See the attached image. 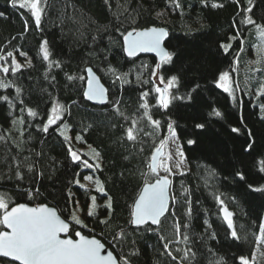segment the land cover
Here are the masks:
<instances>
[{
  "label": "trees",
  "instance_id": "obj_1",
  "mask_svg": "<svg viewBox=\"0 0 264 264\" xmlns=\"http://www.w3.org/2000/svg\"><path fill=\"white\" fill-rule=\"evenodd\" d=\"M175 3L180 7H175ZM212 3L223 4L224 7L212 8ZM248 6L247 0H240L239 6L236 0H42L44 14L41 28L37 30L27 10L20 9L18 5L12 8L9 0H0V12L5 13L0 17V56L5 57L0 60V83L9 85L0 89V97H9L7 103L0 100V184L11 182L17 189L24 190L25 201L30 204L55 206L64 218L71 221L72 235L80 228L86 234L99 236L120 260L122 252L126 254L138 249L139 255L133 264H172L167 256L162 255L161 245L168 240L173 241L171 249L192 248L196 256L189 264H239L240 255L250 259L256 247L264 250V243L256 242L259 224L264 222V192H254L247 187L248 184L264 186V173L258 171L264 164H257L258 160L264 161V120L259 119V116H264V111L258 108L264 104V98L255 95L260 76L264 75V52L258 46L264 47V44L260 43L256 25L241 22L244 16L240 9ZM252 8L253 11L247 15L256 24L264 25V0H252ZM25 19L28 21L27 31ZM233 21L243 33V51L237 56L239 45H236L232 55L224 57L219 54L217 44L221 40L228 42L226 38L235 34ZM117 25L121 32L165 26L171 37L170 50L179 52L176 64L171 69L166 68L165 73L178 71L188 63L199 67L198 74L207 78V86L194 105L174 104L170 112L161 113L149 98V114L162 121L160 128L151 125L138 108L140 90L151 87L141 82L150 79V70L157 59L148 54L127 57L121 50L122 37L113 32ZM93 36L102 37L98 45H93ZM45 39L50 61H44L40 52V44ZM17 49L25 51L27 58L20 57ZM102 49L111 50L107 67H111L115 75L107 72L101 58L95 55ZM8 51H12L22 65L15 74L2 71L3 67L11 66ZM89 52L94 53L90 63ZM29 58L31 66L27 65ZM53 61H59L62 67L48 69V63ZM88 65L95 70L100 69L97 73L108 86L109 104L95 105L83 100L84 82L78 77L86 75L83 69ZM219 71H228L233 88L239 86L235 100L228 93L211 86ZM66 74L76 79L67 81ZM53 76L55 82L52 81ZM115 76H120L121 80L114 84ZM16 88L21 91L17 93ZM20 100L24 101L23 105L19 104ZM117 100L122 102L118 112H114L111 102ZM72 101L79 103L72 105ZM57 105H63L65 111L70 110L71 115H64L58 124L61 131H64V123L69 125L73 141H63L51 130L49 134H43L35 129L37 123L42 127L41 118L46 122L52 107ZM241 108L243 126L238 119ZM28 109L38 115L30 116ZM215 111L221 112V116L216 117ZM169 115L178 125L188 168L183 171L184 175L180 172L170 175L171 194L178 201L171 200L170 210L175 212V217L168 215L167 219L162 218L159 231L146 232L143 226L139 229L129 226L128 221L143 183L155 178L148 165L153 151L168 134L163 121ZM132 120L137 121L135 144L125 139L126 129L132 126ZM193 123H203L205 128L194 129ZM234 126L241 127L239 136L230 131ZM245 129H251L255 141L248 153L242 150L248 136ZM77 135L81 137L80 143L93 146L100 154V169H82L68 159L66 144H70L82 160H91L87 153L76 147ZM187 139H195L197 143L187 145L184 143ZM37 152L42 156L37 157ZM125 156L129 159L125 160ZM30 165L33 166L32 171H28ZM240 169L245 173L243 181L232 175ZM84 175H92V182L98 180L105 187L114 201V215L109 216L104 208L107 196L99 193L96 187L85 185ZM76 179L83 187L75 184ZM183 188L188 192H183ZM37 189L40 195H27ZM69 192L71 200L67 196ZM0 195L9 202V206L18 202L9 188L0 187ZM92 195L97 197V215L88 217ZM217 195L233 211V226L239 237L236 241L229 238L226 221L219 211L220 205L215 201ZM186 197L192 201L191 214L186 207ZM78 203L83 212L79 215V225L71 220ZM98 219L108 223L98 224ZM205 220L210 227L203 223ZM177 222L181 224L180 243H175L173 235ZM184 224L188 225L187 229ZM121 229L126 232L124 244L114 241V236ZM213 233L215 239L212 238ZM183 235L189 236L188 244L183 242ZM160 236L165 238L164 241L159 240ZM233 256L237 257L235 261ZM177 264L185 262L177 257ZM253 264H264V258L253 260Z\"/></svg>",
  "mask_w": 264,
  "mask_h": 264
},
{
  "label": "snow or ice",
  "instance_id": "obj_2",
  "mask_svg": "<svg viewBox=\"0 0 264 264\" xmlns=\"http://www.w3.org/2000/svg\"><path fill=\"white\" fill-rule=\"evenodd\" d=\"M12 8H16L17 5L20 9L27 10L33 20L37 30L41 28L42 15L44 14V8L42 7V0H9ZM236 4L240 5V0H236ZM248 7L240 9V14L244 16V20L241 21L246 25H260L256 24L248 13L253 11L252 0H247ZM175 7H180L179 3H175ZM212 8H222L223 4L212 3ZM5 15L4 12H0V17ZM25 31L28 30V21L25 19ZM233 27L235 28V34L229 35L226 39L228 42L221 40L217 44V50L220 55L228 57L232 55L233 49L236 45H239V49L236 53L238 56L240 52L243 51L244 41L242 39L243 33L236 28V22L233 21ZM113 32L119 34L122 37L121 50L126 53L127 57H136L138 53L141 52H152L155 53L158 58L155 66L150 70V79L143 80L141 83L145 86L151 85L150 88L141 89L139 92L138 100L140 101L138 108L143 112L144 117L147 121L151 123L155 128H160L162 121L156 119L153 115L149 114V98L154 101V107L158 109L161 113L170 112L174 104H188L194 105L197 98L202 94V89L207 86V78L199 75V67H195L193 64L185 63L181 66L178 71L165 73V69H171L176 64L179 57V52L175 49L170 50V34L167 29L163 27H148L143 30H136L132 28L131 30L125 29L121 32L120 26L117 25L113 28ZM196 34L194 33L193 36ZM102 37L93 36V45H98ZM20 57L27 58V53L17 49ZM40 52L42 53V59L44 61H50V51L48 48V41L45 39L40 44ZM94 53L89 52V63L91 62V57ZM95 55L101 58V64L106 66V70L109 73L115 75L114 70L109 65V56L111 55L110 49H102L95 52ZM7 58L11 59L10 67H3L2 71L4 73H17L22 65L17 62L13 56L12 51L7 52ZM5 59V57L0 56V60ZM235 59V57H234ZM238 62V61H236ZM32 60L29 58L27 60V65L31 66ZM48 69L53 67L60 69L62 65L59 61L49 62L47 65ZM97 71L94 70L92 66H87L83 69L86 75H80L78 79L84 82V86L81 91L83 100L99 105L109 104L108 90L101 83L100 77L97 75ZM259 71V69H257ZM47 79V77H46ZM55 77H52V81L55 82ZM76 77L73 75L66 74L67 81H74ZM120 76H115L113 83L120 81ZM230 73L228 71H219L215 77L214 82L211 85L214 88L221 89L224 93H228L233 100L236 99L235 91L239 86L236 85L235 88L230 89L229 87ZM9 85L0 83V89L8 88ZM264 84H261L256 90L255 95L260 98H264ZM15 91L19 93L20 88H16ZM46 91V90H45ZM4 103H7L9 97L7 95L0 97ZM122 101L117 100L112 103V110L118 112L119 104ZM24 101L20 100L19 104L23 105ZM79 101H72V105L78 104ZM260 111H264V104L258 106ZM23 112V108H21ZM28 114L32 117H36L38 113L32 109H28ZM64 115H71L70 110L65 111L63 105L53 106L51 109V114L47 115L46 122H43L41 118V123L35 124V129L43 134H49L50 130L55 132L62 138L63 141L70 140V137L66 134V131L60 130V124L62 122ZM215 116L220 117L221 112L215 111ZM239 123L241 126L244 124L243 111L241 108L239 114ZM259 119L264 120V116H259ZM130 127L126 129L125 139L126 141L135 144L137 142L136 132V120H132ZM166 125L167 133L173 142L179 140L178 125L172 120L169 115L163 121ZM55 126V127H54ZM193 128L202 130L205 128L203 123H193ZM65 130L69 129L67 123L63 124ZM230 131L236 135L241 134V127H231ZM248 136L242 145V150L245 153L251 152L254 147L255 141L252 139L251 129H245ZM77 141L81 139L79 135L75 137ZM164 143L163 140L160 142ZM187 145H195L197 141L195 139H187L184 141ZM67 151V157L70 161L82 169H100V163H89L88 159H81V155L74 151L70 144L65 145ZM160 152V148H156L154 154L152 155V163L148 165L151 173L155 175L154 182L143 183L139 195L135 198L133 206L131 208L130 220L128 221L129 226H135L139 229L143 226L146 232H157L159 231V226L162 224V218L167 219L168 215L175 217V212L170 210V199L173 202H178L176 196H171L169 193V186L171 181L169 180V175H174L172 168L168 167L166 164L157 163V154ZM176 155L181 159L175 162V169L180 170V174L184 175L183 164H184V152L182 147H177ZM37 157H41L42 153L37 152ZM100 156L96 153V158ZM125 160L129 157L125 156ZM171 158V156L169 157ZM27 159V157H25ZM257 164H264V161L258 160ZM19 167V165H17ZM163 168L165 173L169 175L160 176L159 169ZM33 166H29L28 171H32ZM258 171L264 173V167H259ZM17 176L20 175L19 172L16 173ZM79 175V173H77ZM232 175L238 180H245V173L242 169L235 170ZM120 176L123 177L124 173L121 172ZM83 179L86 181H92V175H84ZM75 184L80 185V180L76 179ZM97 191L104 196H107V203L104 208L108 211L109 216L114 215L113 206L114 201L111 196L106 192L105 187L96 181ZM249 190L254 192H264V186L254 187L252 184H248ZM19 191V189H18ZM183 192L187 193L188 189L183 188ZM30 197L33 195H40L37 189L35 193H27ZM68 199H72V194L67 193ZM186 207L188 213L192 212V201L190 197H186ZM92 206L88 208V217H95L97 215L95 211V202L97 200L96 195L90 197ZM215 201L219 203V211L223 215L224 221H226L227 229L229 230V238L233 241L239 239L237 231L233 227V213L225 206L224 200L220 198L219 195L215 196ZM72 221H75L77 225L80 221L75 215L71 217ZM98 224H106L107 220H97ZM206 226L210 227L207 220L203 222ZM0 226H3L6 230H0V264H133V260L138 257L139 250L129 251L126 254L121 253V260L117 261L112 252H108L107 255H101V250L105 248V245L101 243L99 239L95 237L89 238L88 236L82 235L80 231H76L74 234L77 239H73L69 234L70 232V222H66L64 219L57 214V210L53 207H49L46 204H38L36 206H29L27 203H16L15 206L10 207L9 202L0 195ZM185 229L188 228L187 224H184ZM61 234H65L64 238ZM125 230L121 231L114 236V241L119 244H124L125 242ZM173 235L176 237L175 243H180L181 235V224L177 222L174 225ZM212 238L215 239L216 236L213 233ZM164 237L160 236L159 240L164 241ZM183 242L185 244L189 243V236L183 235ZM257 244L264 243V222L259 224V235L256 236ZM135 242H133L134 244ZM173 243L172 240L163 242L161 247L163 249L162 255L167 256L172 264H177V257L180 261L189 264L191 259H194L196 253L192 251V248H175L171 249L170 245ZM173 252L176 254L174 255ZM211 253H209L210 255ZM253 259L255 258V252L252 253ZM232 259L235 261L237 257L233 256ZM239 264H250L249 258L240 255L238 257ZM159 264V262H157Z\"/></svg>",
  "mask_w": 264,
  "mask_h": 264
},
{
  "label": "rangeland",
  "instance_id": "obj_3",
  "mask_svg": "<svg viewBox=\"0 0 264 264\" xmlns=\"http://www.w3.org/2000/svg\"><path fill=\"white\" fill-rule=\"evenodd\" d=\"M258 25H260V27H258V31H257V33L259 35V40H260L261 44H264V25H262V24H258ZM258 48H260V50L262 52H264V47L262 45L258 46ZM260 78H261L260 83L256 87V89L261 84H264V75H261ZM228 83H229L230 89H232L233 84H232L231 75H230V80ZM261 91H264V89H261ZM63 130L66 131V134L70 137V140L73 141V133L70 131V128L68 130H65L63 127ZM163 141H164V143L160 144V145H162L164 147V151L160 157L159 164H162V165L166 164L168 167L172 168L173 172H180V170L175 169V162L179 161L181 159L179 156L176 155L177 147H182L180 140H176L175 142H173L172 139L170 138L169 134H167ZM75 144L79 150H82L88 154V156L91 159V160H89V163L95 164L98 162L101 164L100 157L98 159L96 158V153H98V152L96 151V149L93 146H91L89 144H82L77 140H75ZM170 156H171V158H169ZM187 168H188V165H187V162H186L185 157H184V164H183L182 170L184 171ZM159 170L161 172V170H163V168H160ZM83 183L85 185H92V186L97 188L96 182L84 181ZM0 187L11 189L13 191V193L15 194L18 201H25L24 190L19 189V191H18V189L14 186L13 183H11V182L1 183ZM81 212H82L81 205H80V203H78L74 207V213H75L74 215L76 216V218L80 222H81V218L79 217V215L81 216ZM253 252H255V258L253 259V256L251 255V258L249 259L250 264H253V260H255V259L259 260L261 258H264V250L262 249V247H260V246H258V248L256 247Z\"/></svg>",
  "mask_w": 264,
  "mask_h": 264
},
{
  "label": "water",
  "instance_id": "obj_4",
  "mask_svg": "<svg viewBox=\"0 0 264 264\" xmlns=\"http://www.w3.org/2000/svg\"><path fill=\"white\" fill-rule=\"evenodd\" d=\"M148 27H163V28H165V29H167L168 30V28H166L165 26H157V25H154V26H148ZM148 27H144V28H140V29H136V30H143V29H145V28H148ZM169 32V31H168ZM142 54H148V55H151V56H154L157 60H158V58L156 57V55H155V53H152V52H141V53H138V55L137 56H139V55H142ZM88 66H90V65H88ZM87 67V66H86ZM95 70V69H94ZM97 75L100 77V79H101V83L104 85V87L108 90V96H107V98H108V100H109V89H108V86H107V84L102 80V78H101V76L97 73ZM94 104V103H93ZM95 105H99V104H95ZM156 148H160V152L157 154V163L159 164V160H160V157H161V155H162V153H163V151H164V147L162 146V145H158ZM155 148V149H156ZM154 152H155V150L153 151V153H152V155L154 154ZM152 157V156H151ZM151 163H152V159H151ZM159 175L160 176H164V175H168V174H164V173H161L160 172V170H159ZM155 179V178H154ZM154 179L153 180H151V181H148V182H154ZM169 180L171 181V183H170V186H169V193H170V198H171V196H172V194H171V185H172V177L169 175ZM143 186V185H142ZM142 188V187H141ZM140 191H141V189H140ZM139 191V192H140ZM138 195H139V193H138ZM137 195V196H138ZM136 196V197H137ZM17 203H27V204H29V206H36V205H38V204H30V203H28V202H26V201H18ZM16 204V203H15ZM15 204L14 205H12V206H15ZM40 204H46L47 206H49V207H53V208H55L56 210H57V214L61 217V219H64L66 222H70V230H71V221L70 220H68V219H66V218H64L60 213H59V211H58V209L55 207V206H53V205H51V204H49V203H40ZM12 206H10V207H12ZM170 206H171V199H170ZM225 206L233 213V211H232V209L228 206V205H226L225 204ZM222 214V213H221ZM223 216V215H222ZM234 227V226H233ZM0 230H6V229H4L3 228V226L0 228ZM76 231H80L81 232V234L82 235H85V236H88L89 238H93V237H95L96 239H99L100 241H101V243H103L104 245H105V248L104 249H102L101 250V255H107V253L108 252H112L113 253V255H114V257H116V259H117V261H120V258L118 257V255L114 252V250L107 244V243H105L99 236H97V235H95V234H92V235H90V234H86L85 232H83V230L82 229H80V228H78V229H76L75 230V232ZM74 232V233H75ZM64 235L65 234H61V237L62 238H64ZM68 235H70L73 239H77V237L75 236V234H71L70 232H69V234ZM18 263V262H17Z\"/></svg>",
  "mask_w": 264,
  "mask_h": 264
}]
</instances>
